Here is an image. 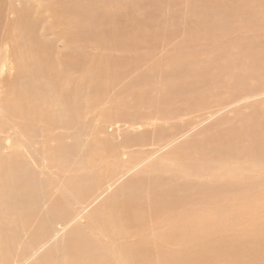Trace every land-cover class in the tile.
Segmentation results:
<instances>
[{
  "label": "bare ground",
  "instance_id": "1",
  "mask_svg": "<svg viewBox=\"0 0 264 264\" xmlns=\"http://www.w3.org/2000/svg\"><path fill=\"white\" fill-rule=\"evenodd\" d=\"M144 5L138 0H4L0 4V242L6 248L3 251L1 247L0 264H154V247L159 248L160 241L148 232L156 227L162 229L160 238L163 242L179 245L174 251L167 248L158 251L159 256L163 255V264H224L222 262L231 260V264H251L258 259H244L240 255L254 253L250 251V245L264 247V216L256 213L262 210L258 207L261 202L247 204L252 214L242 217L235 212L239 207L233 208V203L218 206V201L225 196L215 194L216 186H199L198 193L207 191L215 211L201 221L200 227H194V220L188 218L191 209L187 214L171 213L173 207H182L185 200L188 202L196 197V185L187 179L168 186L154 179L150 182L154 191L144 194L141 188L145 179L141 184L139 177L125 196L115 199V195L96 209L87 225L88 230L77 224L65 240L62 238L57 244H51V248L43 249L46 236L50 241L61 231L53 227V223L72 220V208L64 210V206H55V202L46 204L44 194L49 189L51 177L58 178L54 168H68L82 141L71 131L65 134L55 131L75 129L81 114L76 98L88 95L97 72L91 65L92 47L129 52L140 47L139 43L145 39L155 45L157 38L168 36L179 39L176 42L181 47H176L179 53L185 52V48L192 51L195 47H198L196 52L208 53L201 62L193 60L189 53H185V57L174 53L173 56L178 54L175 62L180 64L172 74L179 78L178 82L164 91V98L136 101L141 107L156 104L164 108L170 100L176 107L188 104L184 93L189 84L184 83V76L188 64L198 62L201 66L196 72L202 74L205 81L220 82L224 91L228 89L233 95L227 99L225 95L213 98L215 91L207 94L206 97L214 101L213 105L197 113L190 122L184 119L188 111L194 113L193 105L171 116L173 121L182 118L181 129L205 120L214 107L228 108L248 101L246 98L264 95V0H176L174 7H185L186 10L182 9L183 15L186 12L184 19L190 23L165 30L159 22L162 26H158L159 31L154 36L146 35L141 29L146 14ZM230 52L235 55L228 54ZM155 61L159 65L162 63L160 59ZM204 63L220 64L218 81L208 75ZM114 78L119 82L122 80L121 76ZM232 110L228 109L227 114H232ZM174 111L177 109L170 107L166 113ZM234 111L245 110L242 104H236ZM254 117L245 121L243 129L234 125L221 133L212 131L197 141L174 142L178 136L171 130L168 133L161 129L165 134V150L154 160L240 158L250 173L262 172L264 139L258 136L259 132L264 134V114L260 118ZM217 123L216 119L210 124ZM80 130L82 134L86 131ZM142 133L146 137L145 132ZM128 144L131 143L125 145ZM157 146H163V143L159 142ZM86 150L77 157L84 172L80 180L73 182L74 187L79 188L77 196L87 191L96 177L93 175L96 172L94 161L88 159L91 151ZM96 150L101 152L103 147ZM103 158L102 155L97 161ZM152 160L142 156L138 166ZM148 167L153 169L152 165ZM254 182L255 185L251 183L243 189L259 198L264 194V175H258ZM169 209L170 213L167 212ZM147 212L159 216L155 228L154 222L145 224ZM50 214L51 219H46ZM238 222H250L251 225L247 224L238 233L234 231L230 238L222 235L226 232L223 225ZM146 228L148 232H145ZM104 234L110 239L117 236L133 239L134 243L119 248L116 241L102 242ZM20 244L26 245L21 252ZM30 258L33 260L28 262Z\"/></svg>",
  "mask_w": 264,
  "mask_h": 264
},
{
  "label": "rangeland",
  "instance_id": "2",
  "mask_svg": "<svg viewBox=\"0 0 264 264\" xmlns=\"http://www.w3.org/2000/svg\"><path fill=\"white\" fill-rule=\"evenodd\" d=\"M2 1L4 0H0V4ZM123 1L127 2V0ZM138 1H143L146 5V7L144 5L146 8V17L144 16V24L141 25V29L145 31L146 35L151 34L154 36L153 34L158 32L162 25L165 30H170L178 25L190 23L184 19L186 12L183 15L182 9L185 7L183 5V8H179L177 5L174 7L176 0H169V2L168 0H160V2L159 0ZM149 2L153 5H150L151 3ZM155 5H158V7H155ZM164 5L165 8L163 7ZM150 6L154 7L152 8ZM166 6L169 8L167 9ZM148 7L153 10H150ZM148 9V12H152L151 15L155 17L146 11ZM156 9L158 10L157 12ZM169 9L171 10L169 11ZM167 14L168 16H166ZM181 19L184 20L182 21ZM153 20L154 22L156 20L155 24ZM171 21L172 23H170ZM165 24L167 25L165 26ZM110 25L108 24V26ZM236 25L235 23L234 26ZM161 38L164 40H160ZM161 38L156 39L155 45L157 47L149 44L147 39H145L144 42L139 43L140 47L129 52L118 50L117 48L102 50L96 46V48L98 47L97 50L95 47H92L93 50L90 52L92 57L91 65L93 70H97V72L91 81V88L88 95L76 98L77 107L81 114L74 125L75 129H57L55 131V133L61 134L71 131L73 135L80 137L82 141L80 146H78L77 154L74 153L68 168L63 169L58 166L54 168L55 173L58 171V178L51 177L49 189L44 194L46 204L50 202L54 204L55 202V206L57 204L62 205L64 206V210L72 208L70 212L72 220L67 223H53V227L59 228L61 231L50 241L47 240L48 236H46L43 249L51 248V244H57L62 238L65 240L71 229L77 224L88 230L87 225L92 221L96 209L115 195V199H120L125 196V192H129L128 190L131 184L138 181L139 177L141 178V184H143V179H145V184L141 188L144 194H151L154 191L150 185V182L154 179L159 180L167 186L181 183L185 179L194 182L196 185L194 196L196 197L188 202L185 200L184 206L182 207H173L171 209L172 214L174 212L187 214L191 209V215L188 218L194 220V227H200L202 225L201 221L211 217L215 211L212 205V198L207 195V191L205 193L202 191L198 193L199 186H216L215 194L220 193V195L225 196L224 199L222 198L221 201H218V206H229L233 203V208L239 207L235 212L242 214V217L252 214L247 208V204L254 201L256 203L261 202L258 207L262 208V210L256 213L264 216V194L259 198H255L254 194H250L243 189V186L251 183L255 185L254 179L258 175H264V171L250 173V169L243 163L244 161L242 159L227 158L218 161L219 158L197 160L194 157H190L188 160L169 158L154 160L156 156L162 154L165 150V134L160 131L161 129L164 132L168 131V133L171 130L172 133L178 136L174 142L180 143L185 139H196L195 141H197L205 135H209L212 131H219L221 133L222 130L229 129L234 125L243 129L246 120L252 116L260 118L262 113L264 114V95L249 97L246 98L248 101L236 103L242 104L245 110L243 112L238 113L234 111L236 104L228 108L214 107L211 109V114L208 118L196 125H188L186 129H181L183 128L182 118L173 121L171 120V116L182 113L186 107L193 105L194 113L188 111L184 119L185 122H190L197 113L205 111L213 105L214 101L206 97L207 94L215 91L213 98L215 96L221 98L225 95L227 99L233 95L228 89L224 91L220 82L215 84L212 79L205 81L202 74L196 72V69L201 65L198 62L193 63V61L188 64V68L186 69L187 74L184 76V83L189 84V88L184 93L186 95L185 97L188 98L186 101L188 104L183 106L178 104V107H176L175 102L170 100L164 108L156 104H150L145 107L136 105V101L142 98H164V91L167 88H171L174 82H178L179 78L172 73L180 64L175 62L178 54L173 56L174 53H179V49L176 48L179 46V44H176L179 39L168 36L166 37L167 39L164 37ZM173 39H176V41ZM173 44L174 47H172ZM197 49L198 47H195L190 51V48H185V52L179 54L185 57L187 55L185 53H189L193 60L199 59L200 62L202 61L201 58H207L209 56L208 53L196 52ZM228 54L235 55L233 52ZM157 59L162 61L160 65L155 61ZM204 65H206L208 75L218 81L221 72L220 64H218L219 67L205 63ZM117 76H121L122 80L120 82L114 78ZM191 86L194 87L191 88ZM229 89L231 90V88ZM170 107L177 109V111H174L172 114H167L166 111ZM228 109H233L232 114H227ZM216 119L218 123L212 126L210 123ZM173 127H176V129H173ZM80 129H86L85 133L82 134ZM142 132H145L146 137H143L144 134ZM259 133L260 136L258 137L264 139V134ZM132 137L136 138L128 140ZM172 141L168 142L171 143ZM159 142H162L163 146H157ZM127 143L131 144L125 145ZM152 143H155V147L152 146ZM98 147H103L102 153L100 150H96ZM84 150H86L85 152L91 151L88 159L94 161L93 166H95L96 172L93 175H96V177L91 187L77 196L76 191L79 188L74 187L73 182L80 180L84 175L83 167L77 159L81 151ZM97 155H103L104 158L99 162L97 160L101 156L96 159ZM142 156H148L153 160L149 164L139 167L138 165ZM148 165H152L153 169L148 167ZM53 179H55V185L53 184ZM184 189L186 188L184 187ZM57 209L62 210L58 207ZM167 212L170 213V209ZM45 218L50 220L51 214L49 218ZM159 219V216L151 215L147 212L145 224L154 222L155 228ZM247 224L251 225L250 222L228 223L223 225V228H226V232H222V235L230 238L234 235V231L238 233L244 230ZM161 231L162 229L160 227H156L152 232H148L147 228L145 230V232L152 234L153 239H155L153 235L155 234L157 236L156 238H159L160 241V247H154V264H163V255L159 256L158 254L163 248H167L170 251L179 249V245L172 241L169 243H166V241L163 242L160 238ZM104 240H107L108 243L109 241H116L119 248L130 246L134 243L133 239L119 236L110 239L105 234L101 237V241L103 242ZM255 245L257 247L253 245L249 247L250 251L253 250L254 253L244 252L240 256L244 259H249L250 257L251 259H254L253 257L258 258L252 261L251 264H264V247L258 244ZM3 246V243L0 242V248L2 247L4 251L6 248ZM24 246L26 245H19V252H21V248ZM2 248L0 251H2ZM13 253L14 255L16 254L15 251ZM33 258H30L28 262H31ZM226 262L227 264H231L232 260L231 262L225 261L222 263L226 264Z\"/></svg>",
  "mask_w": 264,
  "mask_h": 264
}]
</instances>
